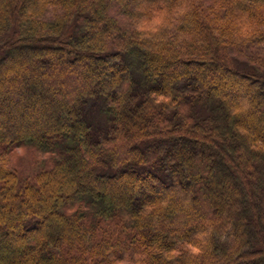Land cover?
I'll list each match as a JSON object with an SVG mask.
<instances>
[{"label": "trees", "instance_id": "16d2710c", "mask_svg": "<svg viewBox=\"0 0 264 264\" xmlns=\"http://www.w3.org/2000/svg\"><path fill=\"white\" fill-rule=\"evenodd\" d=\"M0 214V264H264V0H0Z\"/></svg>", "mask_w": 264, "mask_h": 264}, {"label": "rangeland", "instance_id": "374dc122", "mask_svg": "<svg viewBox=\"0 0 264 264\" xmlns=\"http://www.w3.org/2000/svg\"><path fill=\"white\" fill-rule=\"evenodd\" d=\"M247 94L246 92H241L239 97ZM251 96V94H247ZM242 98V97H241ZM259 122V121H258ZM258 131H263L262 129H258ZM35 157L37 159L42 160L44 159V155L38 152H34L31 149L28 148H19L16 149L14 154L10 156V159L8 160V166L11 169H16L19 172H31L35 165ZM1 215V214H0Z\"/></svg>", "mask_w": 264, "mask_h": 264}]
</instances>
